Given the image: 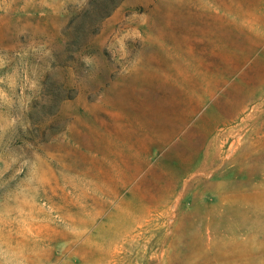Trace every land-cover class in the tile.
Listing matches in <instances>:
<instances>
[{
  "label": "rangeland",
  "instance_id": "1",
  "mask_svg": "<svg viewBox=\"0 0 264 264\" xmlns=\"http://www.w3.org/2000/svg\"><path fill=\"white\" fill-rule=\"evenodd\" d=\"M0 264H264V0H0Z\"/></svg>",
  "mask_w": 264,
  "mask_h": 264
}]
</instances>
